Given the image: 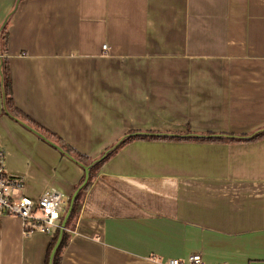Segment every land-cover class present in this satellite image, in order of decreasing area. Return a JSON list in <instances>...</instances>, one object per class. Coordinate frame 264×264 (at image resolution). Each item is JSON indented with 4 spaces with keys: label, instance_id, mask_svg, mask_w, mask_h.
Segmentation results:
<instances>
[{
    "label": "crops",
    "instance_id": "crops-1",
    "mask_svg": "<svg viewBox=\"0 0 264 264\" xmlns=\"http://www.w3.org/2000/svg\"><path fill=\"white\" fill-rule=\"evenodd\" d=\"M6 22L0 146L27 196L69 198L84 171L6 114L2 60L15 106L90 159L134 131L264 128V0H0ZM67 232L60 264H264V138L134 140ZM52 236L0 217V264H45Z\"/></svg>",
    "mask_w": 264,
    "mask_h": 264
},
{
    "label": "trees",
    "instance_id": "trees-1",
    "mask_svg": "<svg viewBox=\"0 0 264 264\" xmlns=\"http://www.w3.org/2000/svg\"><path fill=\"white\" fill-rule=\"evenodd\" d=\"M7 22L4 24L3 28L0 31V52L6 51L7 45ZM1 73L3 76V104H4V111L6 114L11 116L13 119L19 122H25L29 126H33L34 129L42 134V140L49 143L54 148L58 149L62 155H65L69 159H71L74 163L79 165L80 167L89 166V173L86 183L80 188L78 193L76 194L71 212L65 224V229L62 231L61 239L59 245L50 260V253L52 248L54 247L57 238L60 233V229H57L52 236V239L48 245L47 254H46V261L45 264H60L62 253L65 247L68 244L70 239V234L67 232L68 229H71L76 221L78 214L81 209L82 202L84 200V196L86 192L89 190L92 181L95 177V174L101 167V165L109 159L113 154H115L122 146L134 141V140H175V141H193V142H212V141H221V142H243V141H256L261 140L264 138V128L259 129L251 134L247 135H235V134H206V135H197L191 133L189 131L185 133H155V132H140L134 131L129 132L124 135L121 139H118L111 147L105 149V151L95 159H90L87 156L75 151L72 147L67 145L60 137L56 134L52 133L51 131L43 128L35 121L30 119L28 116L24 115L14 104L12 98V91H11V81L9 77V70L7 66V62L2 60L1 65ZM85 177V173L81 180L79 181L78 185L74 189V191L83 183ZM70 198H68L67 207L70 202ZM66 207V210H67ZM65 210V212H66ZM64 212V214H65ZM63 219V217H62ZM61 219V220H62Z\"/></svg>",
    "mask_w": 264,
    "mask_h": 264
},
{
    "label": "built area",
    "instance_id": "built-area-1",
    "mask_svg": "<svg viewBox=\"0 0 264 264\" xmlns=\"http://www.w3.org/2000/svg\"><path fill=\"white\" fill-rule=\"evenodd\" d=\"M107 45H102L106 50ZM25 178L10 173L5 167V154L0 146V217L15 216L21 220L25 234L41 232L52 236L61 228V219L67 207L68 197L60 191L47 187L38 197L23 193ZM164 264H204L200 253H191L186 262L168 258Z\"/></svg>",
    "mask_w": 264,
    "mask_h": 264
},
{
    "label": "water",
    "instance_id": "water-1",
    "mask_svg": "<svg viewBox=\"0 0 264 264\" xmlns=\"http://www.w3.org/2000/svg\"><path fill=\"white\" fill-rule=\"evenodd\" d=\"M4 22H5V21H4ZM39 135H40V134H39ZM41 136H42V135H40V137H41ZM83 171H84V173H85L84 181H83V183H82V184H81V185H80V186L74 191V193L72 194V196H71V198H70L69 205H68L67 210H66V212H65V214H64V216H63V219H62V221H61V228H60L59 236H58L57 241H56V243H55V245H54V247L52 248V251H51V253H50V260L52 259L53 255H54V253H55V251H56V249H57V247H58V245H59V242H60V239H61V234H62V231L65 229V224H66V221H67V219H68V217H69V214H70V212H71L74 198H75L76 194L78 193V191L80 190V188H81V187L86 183V181H87L88 173H89V166H83ZM49 264H51V262H50Z\"/></svg>",
    "mask_w": 264,
    "mask_h": 264
}]
</instances>
